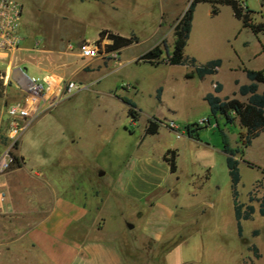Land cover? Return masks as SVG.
Listing matches in <instances>:
<instances>
[{
	"label": "rangeland",
	"instance_id": "374dc122",
	"mask_svg": "<svg viewBox=\"0 0 264 264\" xmlns=\"http://www.w3.org/2000/svg\"><path fill=\"white\" fill-rule=\"evenodd\" d=\"M17 1L22 5L20 46L40 49L34 54L41 65L47 64L44 55L50 49L74 44L80 37L94 38L98 29L136 38L117 54L118 65L108 60L88 79L76 82L78 89L73 94L31 121L20 139L24 159L59 165L65 182L85 179L74 169L79 165L95 173L104 171L93 175L102 190L122 176L132 182L144 180L132 188L134 195L112 188L99 211L104 234L121 243L126 264H264V219L256 211L257 199L263 193L264 131L241 155L236 154L237 200L248 203L251 196L254 207L251 219L241 220L238 235L219 130L234 146L239 126L222 115L213 116L202 99L213 91L212 81L220 84L216 92L220 98L239 97L237 85L247 83L244 69L264 67V34L243 29L229 6L220 4L212 14L209 3L197 2L183 55L193 57L199 65L213 58H219L220 64L215 72L201 78H185V73L193 70L189 64H152L136 59L160 40L159 59L170 53L175 17L181 15L188 0ZM244 1L257 9V0ZM252 17L264 21V11ZM17 52L19 67L25 68L29 77L39 78L41 71H33L26 59L20 61L29 52ZM13 54L0 58L3 118L5 103L18 93L11 75L6 83L2 79L15 64ZM10 59L8 68L6 61ZM261 90L264 81L257 83V91ZM125 100L134 104L135 119ZM150 117L156 122H149ZM205 118L208 122L199 124L198 140L184 134L176 137L164 126L172 120L180 130L186 123ZM2 124L0 120V152L6 145ZM143 132L145 138L139 145ZM57 136L74 138L77 144L63 145ZM146 156L151 157L149 166L155 169L150 176L147 170L143 176L139 168ZM152 201L157 202L155 207L148 204ZM165 207L174 211L169 219L163 213ZM148 216H153L151 228L160 236L151 244L146 242V249L133 252L132 248L144 240L139 230ZM126 223L133 228H126Z\"/></svg>",
	"mask_w": 264,
	"mask_h": 264
},
{
	"label": "crops",
	"instance_id": "0c3cea01",
	"mask_svg": "<svg viewBox=\"0 0 264 264\" xmlns=\"http://www.w3.org/2000/svg\"><path fill=\"white\" fill-rule=\"evenodd\" d=\"M257 2V9H253L245 1L244 4L256 13H262L264 4L262 5L260 0H257ZM221 6L227 5L221 4ZM175 19L177 20V17ZM243 29L249 30L248 28ZM99 30L101 29L97 30L94 38L80 37L75 40L74 44L67 43L50 49L44 55L47 62L45 65H41L34 54L40 49L20 46L16 51L27 50L29 53L26 54L25 58L20 57V61L26 59L33 71H41V76L51 74L63 79H71L75 83L84 81L90 77L91 73H95L105 66L108 60H113L107 56V59L106 57L86 59L80 57L77 53L78 44L82 41L94 42L98 38ZM114 34L119 35L121 33L114 31ZM99 43L105 46L110 43V40L104 36ZM242 43L245 46L246 43ZM125 46L115 50L117 51L116 54L121 52ZM16 51L13 54L15 64L9 69L20 68L17 64L20 55ZM10 63L11 59L6 61L7 66H10ZM113 63L118 65V62L115 63L114 60ZM20 69L26 71L25 68ZM214 82H211L212 86ZM237 94L239 100H245L246 96H241L238 92ZM131 104H128V108L133 109L134 104L132 102ZM2 110L5 111V105ZM1 113L2 132L5 135L6 117L3 118ZM45 113L43 112L40 115H45ZM136 114L137 112L134 110V116L131 115L133 119H135ZM40 115L34 119H37ZM151 120L156 122L154 117H150L148 121ZM234 121L238 124L237 117L232 119V122ZM180 131L182 135L192 138L188 136L184 127ZM239 131H243L240 126ZM261 131H264V129H261L251 141L258 137ZM145 134L143 132L139 139V145L145 138ZM21 136H19L14 148V153L18 156V164L11 166L6 172L0 173V264H126L121 243L114 236L104 234L101 226L104 220L99 211L108 194L112 192V188L134 195L135 192L132 188H135L138 184L142 185L144 180L132 182L123 179L121 175L122 177L109 183V189L102 190L93 176L95 170L79 165L74 169L78 174L84 175L85 179L73 178L65 182L62 172L59 171V165H54L45 160L28 162L24 159L25 156L20 147ZM56 138L63 145L68 143L71 145L77 144L74 138H62L60 136ZM236 144L237 142H235ZM170 151L172 153L173 149ZM221 152L223 153L222 150ZM223 155L225 158L224 153ZM235 157L237 158V156ZM150 160H152L151 157L146 156L139 164L143 176L145 170H147L149 176L152 174L150 173L151 170L153 173L155 171L153 166H149ZM95 174L97 176L102 175L104 171L99 170ZM65 190L68 192H65ZM148 204L150 207H155L157 202L152 201ZM138 213L136 211L135 215ZM163 213L169 219L174 211L165 207ZM153 221V216H148L146 222L140 227L139 232L144 236V240L140 245H137L139 247L132 248L133 252L146 249L143 248L146 242L149 241L151 244L160 236L157 231L151 228ZM126 228L132 229L133 225L131 227L126 226ZM150 250L151 248L148 245L147 251Z\"/></svg>",
	"mask_w": 264,
	"mask_h": 264
},
{
	"label": "trees",
	"instance_id": "16d2710c",
	"mask_svg": "<svg viewBox=\"0 0 264 264\" xmlns=\"http://www.w3.org/2000/svg\"><path fill=\"white\" fill-rule=\"evenodd\" d=\"M206 2L211 5V13L214 14L218 10V5H227L232 10V15L240 21L243 28H248L252 33H264V22L254 21L252 15L256 13L254 10L249 9L244 0H188L185 10L177 18L172 28V47L170 53L166 54L164 59H159L161 49L158 44L153 45L147 51L139 55L136 61H147L152 64L164 61L169 64H189L193 66V70L185 73V78H190L193 75L201 78L206 74L215 72L220 64L219 58H213L206 61L204 64H195L193 57L183 55V48L186 43L188 32L191 27V17L194 6L197 2ZM263 5L264 0H260ZM110 40V43L104 46L105 50H117L118 48L128 45L136 41L135 36L129 35L128 37L119 36L107 29L98 31V38L94 41L99 44L102 37ZM162 42V41H161ZM247 83H240L237 85V92L241 96H246L244 101L239 100L235 96H225L220 98L216 92L220 89V84L214 82L212 89L204 94L202 99L208 106L209 112L215 116L216 114L225 117V120L230 122L234 117H237V122L243 131H239L237 144L230 146L227 142L226 135L223 131L219 130L221 136V150L225 154V165L230 178V188L232 195V211L233 217L236 222V231L240 234L241 220L249 219L254 211L253 204L250 203L253 198L248 196V203H240L236 197V183L239 181V174L236 167L237 158L236 154L243 153V149L250 143L252 138L257 136L258 132L264 129V91H257V83L264 81V67L260 69H244ZM237 83V82H235ZM126 103L131 104L130 101L125 100ZM131 115L134 116V110L129 108ZM208 118L202 121L207 123ZM188 136L198 140V122L186 123L184 126ZM18 164V156L12 153L10 166ZM259 181V180H258ZM263 189L262 195L257 199V212L264 219V181L261 184ZM253 254L257 256L256 247L252 248Z\"/></svg>",
	"mask_w": 264,
	"mask_h": 264
},
{
	"label": "built area",
	"instance_id": "2783aa9c",
	"mask_svg": "<svg viewBox=\"0 0 264 264\" xmlns=\"http://www.w3.org/2000/svg\"><path fill=\"white\" fill-rule=\"evenodd\" d=\"M21 3L17 0H0V58L19 49L21 43ZM117 51L105 50L104 45L93 41H82L78 44V55L86 59L109 57L117 63ZM9 68V66H8ZM11 75L17 96L5 103V140L6 145L0 152V173L10 167L12 150L16 147L19 136L31 121L56 105L63 97L73 94L78 86L71 79L45 74L39 78L29 77L22 69H10L4 72L2 79L6 83ZM10 82V81H8ZM204 120V119H203ZM200 120L198 124H202ZM164 126L174 131L176 137L182 135L172 120Z\"/></svg>",
	"mask_w": 264,
	"mask_h": 264
},
{
	"label": "water",
	"instance_id": "95a60500",
	"mask_svg": "<svg viewBox=\"0 0 264 264\" xmlns=\"http://www.w3.org/2000/svg\"><path fill=\"white\" fill-rule=\"evenodd\" d=\"M126 226L127 227H131V223H126Z\"/></svg>",
	"mask_w": 264,
	"mask_h": 264
}]
</instances>
